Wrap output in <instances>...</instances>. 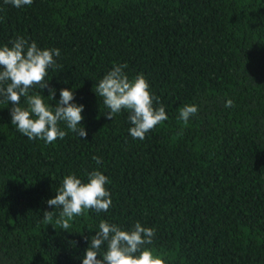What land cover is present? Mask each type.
Segmentation results:
<instances>
[{
  "label": "trees",
  "instance_id": "16d2710c",
  "mask_svg": "<svg viewBox=\"0 0 264 264\" xmlns=\"http://www.w3.org/2000/svg\"><path fill=\"white\" fill-rule=\"evenodd\" d=\"M0 17V46L24 37L60 50L50 103L73 90L87 130L29 140L0 98V264H82L101 220L155 228L150 247L167 264H264V0H0ZM117 63L142 74L167 113L143 140L126 110L105 119L93 91ZM187 104L198 113L185 124ZM94 169L112 206L62 230L46 201L66 175L87 182Z\"/></svg>",
  "mask_w": 264,
  "mask_h": 264
},
{
  "label": "clouds",
  "instance_id": "9594fccd",
  "mask_svg": "<svg viewBox=\"0 0 264 264\" xmlns=\"http://www.w3.org/2000/svg\"><path fill=\"white\" fill-rule=\"evenodd\" d=\"M4 3L23 8L30 6L33 0H4ZM59 55L58 48H40L35 41L29 42L24 37H18L11 46H0V98L6 103L11 102V124L29 140L41 139L51 144L62 140L68 131L87 138V130L81 123L84 105L73 103V90L60 89V98L55 106L50 103L56 99V88L49 85L47 77L50 68L55 70L58 67L56 57ZM126 68V63L114 64L93 91L108 109L103 114L105 119L112 120L126 110L131 124L130 135L133 139L143 140L168 116L159 98L151 93L147 79L142 74L130 79ZM37 86L40 93L47 89L48 95L33 92ZM22 98L26 107L21 106ZM154 100L159 107L154 106ZM232 105L231 99L225 103L226 108ZM197 113V105L187 104L180 109L179 119L187 124ZM61 124L67 131L61 128ZM93 160L97 165L101 164V157L93 156ZM87 176V182H82L74 174L66 175L56 195L46 201L49 207L61 209L55 224L64 231L71 228L74 217L84 216L86 210L107 212L112 206L111 193L106 186L110 183L109 178L95 169ZM44 218L52 225L51 211H44ZM155 234V228L145 227L139 221L125 230L101 220L82 257V264H167L150 247Z\"/></svg>",
  "mask_w": 264,
  "mask_h": 264
}]
</instances>
